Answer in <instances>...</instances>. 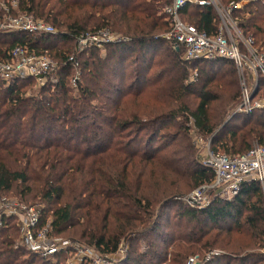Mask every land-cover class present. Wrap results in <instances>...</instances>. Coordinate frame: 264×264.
<instances>
[{"label":"trees","instance_id":"16d2710c","mask_svg":"<svg viewBox=\"0 0 264 264\" xmlns=\"http://www.w3.org/2000/svg\"><path fill=\"white\" fill-rule=\"evenodd\" d=\"M4 1L9 14H33L57 33L0 29V59L17 46L48 52L59 80L33 94L34 77L9 85L0 78V193L21 186L22 201L45 205L56 235L102 253L128 244L116 264H186L215 250L221 253L203 264H264L258 182L244 181L234 198L214 197L203 208L180 199L214 179L191 132L210 138L216 153L242 154L254 141L264 144V108L234 113L241 91L232 61L186 60L173 48L164 12L172 0ZM4 12L0 7V24ZM234 15L264 47V0ZM181 17L217 32L211 5H188ZM98 30L121 41L104 52L77 49L79 35ZM19 233L15 220L0 230V264H66L28 251Z\"/></svg>","mask_w":264,"mask_h":264},{"label":"built area","instance_id":"2783aa9c","mask_svg":"<svg viewBox=\"0 0 264 264\" xmlns=\"http://www.w3.org/2000/svg\"><path fill=\"white\" fill-rule=\"evenodd\" d=\"M253 0H232L223 5L220 0H172L164 8L171 29L166 38L171 40L173 48L184 51V59L225 58L234 63L241 87V100L234 113L250 114L264 108V49L254 43L252 36L243 34L235 9H241ZM15 7L16 3L12 2ZM188 5L200 7L211 5L217 13L218 29L214 34L201 30L193 23L181 17L182 10ZM7 14L0 24L5 31H24L28 33H53L56 28L49 22L33 14ZM121 41L108 30H98L81 34L77 38V49L83 51L89 47L105 50L107 43ZM8 58L0 59V78L6 85L18 79L34 77L39 85L47 81L56 83L58 63L48 54L31 53L24 47L17 46L8 52ZM71 61L78 68L75 55ZM196 71L191 78H195ZM261 79L262 82L261 83ZM202 139L195 140L199 143ZM208 153L201 159L203 165L211 167L214 179L203 184L180 199L192 208L208 206L214 197L226 200L234 198L241 190L244 181H256L264 193V145L254 142L248 151L238 155L216 153L211 150L209 139ZM44 204L29 205L14 197L0 196V230L16 221L20 230L19 245L32 253L58 261L63 257L66 264H116L122 261L128 251V245L121 243L115 252L102 253L94 246L69 238H62L54 233L53 219H44ZM220 251L207 253L205 259L191 256L186 264H203Z\"/></svg>","mask_w":264,"mask_h":264},{"label":"rangeland","instance_id":"374dc122","mask_svg":"<svg viewBox=\"0 0 264 264\" xmlns=\"http://www.w3.org/2000/svg\"><path fill=\"white\" fill-rule=\"evenodd\" d=\"M221 1V0H220ZM13 3L15 2L16 3V6H17V1L16 0H13L12 1ZM11 2V3H12ZM222 2V4L223 5H227V3H225V2H223V1H221ZM15 6V7H16ZM0 7L1 8H3V10H5V12H4V17L6 16V12H7V10H6V8H8V6H7V4L5 3V1L4 0H0ZM9 9V8H8ZM18 15V14H17ZM186 20V19H185ZM187 22H189V23H191L189 20H186ZM241 28V27H240ZM242 30V29H241ZM243 32V31H242ZM243 34L244 35H246L244 32H243ZM247 36V35H246ZM263 49H264V47H262ZM104 52V51H103ZM53 58V57H52ZM57 62V61H56ZM79 71V70H78ZM80 72V71H79ZM79 72H77V77H73L72 79H71V83H72V85H73V87H76L77 86V83H78V78L80 77V74H79ZM197 72V71H196ZM55 77L57 78V74L55 75ZM59 80V79H58ZM239 85H240V83H239ZM41 86L42 85H39L38 83H36V85L34 86V88L30 91V93H33V94H36L38 91H39V89L41 88ZM240 91H241V87H240ZM262 95H264V88H263V91H262V93H261ZM237 107V106H236ZM258 110V109H257ZM254 112V111H253ZM241 114H244V113H241ZM191 135H192V138H193V141H194V143L196 144V146L198 147V150H199V157H200V161H201V159L202 158H204L206 155H207V153H208V141H209V139L210 138H206V137H204L203 135H201V134H199L197 131H192L191 132ZM197 139H202L199 143H196L195 142V140H197ZM254 142H256V141H254ZM253 142V143H254ZM264 145V144H263ZM210 148H211V150H212V147H211V143H210ZM213 151V150H212ZM196 188H198V187H196ZM195 188V189H196ZM195 189H192L189 193H191L193 190H195ZM22 190V187L21 186H17V187H14L12 190H10L9 192H3V193H0V194H2V195H0V196H6V197H14V198H16V199H20L21 200V198L19 197L20 195L18 194L20 191ZM189 193H186V194H184V195H187V194H189ZM262 193H263V191H262ZM263 197H264V193H263ZM22 201V200H21ZM24 202V201H23ZM24 203H26V202H24ZM26 204H28V203H26ZM39 204V203H38ZM38 204H33V205H38ZM40 204H42V203H40ZM30 205V204H29ZM19 236H20V233H19ZM57 236H59V237H62V238H64L63 236H60V235H57ZM126 245H128V244H126Z\"/></svg>","mask_w":264,"mask_h":264}]
</instances>
